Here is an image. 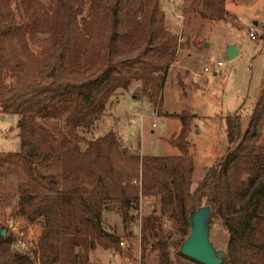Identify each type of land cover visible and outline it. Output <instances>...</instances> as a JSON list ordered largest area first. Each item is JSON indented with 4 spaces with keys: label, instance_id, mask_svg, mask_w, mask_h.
<instances>
[{
    "label": "trees",
    "instance_id": "obj_1",
    "mask_svg": "<svg viewBox=\"0 0 264 264\" xmlns=\"http://www.w3.org/2000/svg\"><path fill=\"white\" fill-rule=\"evenodd\" d=\"M226 1L184 0V13L226 21ZM165 19L160 0H0V112L20 116L21 134L18 151H0V264H89L96 250L129 252L120 242L134 235L140 199L149 200L142 258L150 248L159 264H203L179 249L191 210L209 205L227 233L221 264H264V78L249 115L226 117L227 149L195 186L190 111L168 113L182 123L167 138L176 155L134 154L112 130L78 132L137 83L133 97L163 114L169 63L183 47ZM110 211L121 233L104 223ZM10 219L40 226L34 247L13 248Z\"/></svg>",
    "mask_w": 264,
    "mask_h": 264
},
{
    "label": "rangeland",
    "instance_id": "obj_2",
    "mask_svg": "<svg viewBox=\"0 0 264 264\" xmlns=\"http://www.w3.org/2000/svg\"><path fill=\"white\" fill-rule=\"evenodd\" d=\"M167 3H173L168 16L173 15L176 19L178 15L179 22L176 24L178 29L175 30L178 34L177 45L181 41L183 47L176 51L174 59L169 63L168 84L165 85L168 101L162 105L163 114H158L156 105L154 106L147 97L139 99L133 97L134 91L140 92V83H137L128 92L121 94L108 104L104 115L91 130L81 132L82 130L78 129V132L87 139H94L112 130L117 133L122 145L128 147L134 154L176 155L179 153L178 149L172 146L167 138L180 131L181 118L166 116L164 113L181 114L186 110L190 111L195 115L188 135L189 154L194 157L195 161L193 174V186H195L227 149L226 117L228 115L233 117L237 113L244 117L249 115L259 92L260 83L264 78V40L258 38L254 40L255 37L252 38L249 31L258 37L264 33V0H227L225 8L228 12V19L219 22L188 20L186 18L188 15L184 13V0H162L161 8L164 13L165 10L167 11ZM185 35L194 37L197 43V52L195 50V54L191 57L186 55L187 50L183 49L186 44L180 40ZM228 42L236 45L240 53L231 60L227 59L226 51L223 50ZM183 57L186 58L185 61ZM218 60L223 62L222 66L217 64ZM204 66L208 67L206 72L203 71ZM186 69L200 71L208 77L202 80L199 77L197 80V83H201L199 87L191 83L194 88H188L186 87V84H189L187 82L182 85L184 87L180 88L175 74L178 70V74L185 81L187 76L185 72L188 73ZM213 72L217 74L213 75ZM173 88L179 92L180 103L173 101ZM184 90L191 99L192 91L195 92L191 107L189 106L190 101L186 102V95H181V91ZM239 106V110L235 111ZM134 111L142 114V117L141 115L134 116L132 114ZM19 119L18 114L0 112V151L16 152L20 149ZM262 143H264V137ZM46 170L47 173L54 172L52 167H47ZM148 204L149 200H139L137 218L133 222L134 226H131L134 235L131 239L122 238L121 247L123 249L129 247V252L110 253L102 249L96 250L90 253L89 264H159L156 251L150 248L144 258L141 256L140 225L142 217L148 212L146 209ZM120 219L118 213L110 211L105 213L104 223L111 227L115 225L121 233ZM1 221L3 218L0 217ZM24 226L26 225L22 220L10 219L8 222L7 227L15 241L17 232L24 231ZM32 229L39 236L40 226L35 225ZM210 239L216 249L226 251L227 233L219 220L211 221ZM13 248L18 249L15 244Z\"/></svg>",
    "mask_w": 264,
    "mask_h": 264
},
{
    "label": "water",
    "instance_id": "obj_3",
    "mask_svg": "<svg viewBox=\"0 0 264 264\" xmlns=\"http://www.w3.org/2000/svg\"><path fill=\"white\" fill-rule=\"evenodd\" d=\"M238 55L236 45L227 47L228 60ZM211 208L209 205H201L189 214V234L180 246V253L203 264H221L226 252L216 249L210 239ZM6 228L2 229L5 235Z\"/></svg>",
    "mask_w": 264,
    "mask_h": 264
},
{
    "label": "crops",
    "instance_id": "obj_4",
    "mask_svg": "<svg viewBox=\"0 0 264 264\" xmlns=\"http://www.w3.org/2000/svg\"><path fill=\"white\" fill-rule=\"evenodd\" d=\"M175 1V0H174ZM173 2V1H172ZM160 4L162 5V0H160ZM172 4L173 3H167L166 4V8H167V11L165 10V20H166V25H167V27L169 28V30L172 32V33H174V34H176V35H178L177 33H176V24H177V22H179V19H177V16L178 15H176V19H175V17L173 16V15H169L168 16V12L170 11V6H172ZM169 5V6H168ZM178 29V28H177ZM250 32V31H249ZM181 37V36H180ZM254 37H255V34H254ZM182 38V37H181ZM180 40H182V41H184L185 42V44H186V46H184V48L183 49H185V50H187L186 51V55H188V57H191L193 54H195V50L197 49V46H196V42H195V40H194V37L192 38V36H190V35H188V36H183V38L182 39H180ZM181 42V41H180ZM231 43H229L228 42V44H225L224 45V47H223V50H224V52L226 51V47L228 46V45H230ZM196 52H197V50H196ZM238 54H240L239 52H238ZM183 59H184V61L186 60V58H184L183 57ZM218 61H221V60H218ZM222 65H223V62H222ZM221 65V66H222ZM207 66H204L203 68V71L204 72H206L205 71V68H206ZM208 68V67H207ZM179 70V69H178ZM178 70H177V73L175 74V76H176V79H177V83H178V85L180 86V88H182V87H184V86H182L184 83H189V84H186V87H188V88H194L193 86H192V84L193 85H195V87L197 86V87H199L198 85H200L201 83H197V80L199 79V77H200V79L202 80L203 78L204 79H207V74H205V73H201L200 71L199 72H196L194 69H192V70H188V69H186V70H188V73L187 72H185V74L187 75L186 76V79H185V81H183L184 79L182 78V76H180L179 74H178ZM217 73L216 72H213V75H216ZM191 80V81H190ZM171 81H172V79H171ZM196 82V83H195ZM204 82H205V80H204ZM173 83V82H172ZM192 83V84H191ZM168 84V78H167V80H166V84L165 85H167ZM204 85H206L205 83H204ZM185 87V88H186ZM165 88L166 87H164V89H163V99H164V102L163 103H167V98H166V93H165ZM203 88V87H202ZM202 88H200V89H202ZM172 90H174L172 93H173V101L175 102V103H180V97H179V92H178V90L177 89H175V88H173ZM192 99H191V97L189 98L188 97V93H187V91H181V95H183V96H185L186 95V102H189L190 101V104H189V106L191 107V103H192V100H193V96H194V94H195V92L194 91H192ZM239 108H240V106L235 110V111H237V110H239ZM234 111V112H235ZM155 114H157L156 112H155ZM166 116H170L168 113H167V115ZM229 116V115H228ZM179 118V117H178Z\"/></svg>",
    "mask_w": 264,
    "mask_h": 264
},
{
    "label": "built area",
    "instance_id": "obj_5",
    "mask_svg": "<svg viewBox=\"0 0 264 264\" xmlns=\"http://www.w3.org/2000/svg\"><path fill=\"white\" fill-rule=\"evenodd\" d=\"M249 35L254 38V33L252 31L249 32ZM217 64L219 66L222 65V61H217ZM205 70H208L206 67ZM134 116H140L142 117V114H140L137 111H134L132 113ZM32 225H27L25 226V230L23 231H18L17 232V239L15 241V244L17 247L23 250H27L28 247H34L37 244L38 236L36 233L33 232ZM121 245H123V241L120 242Z\"/></svg>",
    "mask_w": 264,
    "mask_h": 264
}]
</instances>
